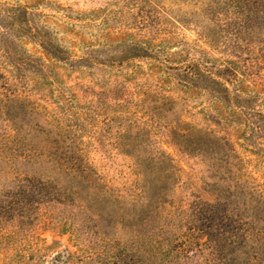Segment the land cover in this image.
<instances>
[{
  "label": "trees",
  "instance_id": "obj_1",
  "mask_svg": "<svg viewBox=\"0 0 264 264\" xmlns=\"http://www.w3.org/2000/svg\"><path fill=\"white\" fill-rule=\"evenodd\" d=\"M40 4V0H0V138H15L11 132L17 108L44 112L55 121L69 115L78 98L61 78L62 72L91 75L96 68L103 70V93L119 99L118 107L146 106V129L139 127L141 131L157 126L163 106L174 100L164 90L173 80L189 93L185 100L187 95L205 98L198 113L208 126L172 118L162 125L167 138H230L234 129L240 138H264V45L256 56L238 52L245 32L264 27V0H216L208 5L211 19L237 41L234 52L227 55L203 46L198 39L184 41L174 50L171 40L158 35L159 26L148 16L135 18L136 35L123 28H104L102 49L100 42L78 38L76 26H84L78 20L86 19L74 16L71 7L58 4L63 14L58 10L47 13ZM115 43H121L114 51L124 58L103 57ZM153 93L156 98L150 96ZM255 146L264 152V142ZM59 194L53 183L30 176L15 189L0 192V264H90L96 257V264H184L191 257L187 243L172 241L168 248L159 247L145 217L127 242L105 234L102 238L87 220L75 219L68 203L59 201ZM222 206L219 201L193 204L191 229L203 240L192 251L205 264H231L226 248H244L253 251L244 264H260L264 226L230 214ZM45 224L69 233L73 240L88 236L89 242L103 246V258L101 252L80 258L71 248L76 243L49 253L53 245L38 232Z\"/></svg>",
  "mask_w": 264,
  "mask_h": 264
},
{
  "label": "rangeland",
  "instance_id": "obj_2",
  "mask_svg": "<svg viewBox=\"0 0 264 264\" xmlns=\"http://www.w3.org/2000/svg\"><path fill=\"white\" fill-rule=\"evenodd\" d=\"M40 1L47 13L58 10L63 14L58 4L71 7L74 16L86 19L78 20L84 25L76 26L78 38L100 42L102 49L104 28H123L136 35L137 16H148L157 24L158 35L169 38L174 50L184 41L198 39L203 46L227 55L234 52L237 42L207 13L208 5L216 0ZM49 19L61 22L53 16ZM263 43L264 27L255 26L238 41L242 46L238 52L256 56ZM121 46L115 43L110 54L102 56L124 58L114 51ZM93 73L62 72L61 78L72 87L78 103L60 121L39 111L17 108L13 112L15 138H0V192L15 189L26 176L49 181L77 221L87 220L102 238L105 234L111 240L127 242L145 217L153 241L160 242L162 249L172 241L191 246L187 252L191 257L184 264H205L192 251L203 240L191 229L193 204L219 201L230 214L264 226V152L255 146L264 138H240L237 129L230 138H167L162 125L172 118L208 126L198 113L205 98L187 95L185 100L189 93L173 80L164 90L174 100L163 106L157 126L141 131L146 129V106L118 107L119 99L103 93V70L96 68ZM150 96L156 98L155 93ZM38 232L53 245L49 253L76 243L71 248L80 258H92L98 252L103 258V246L89 242L88 236L73 240L69 233H59L47 224ZM226 253L231 264H244L253 251L229 246ZM260 255V264H264V252Z\"/></svg>",
  "mask_w": 264,
  "mask_h": 264
}]
</instances>
